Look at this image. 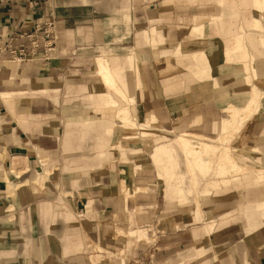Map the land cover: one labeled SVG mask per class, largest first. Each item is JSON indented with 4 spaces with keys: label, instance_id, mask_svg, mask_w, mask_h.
I'll return each mask as SVG.
<instances>
[{
    "label": "crops",
    "instance_id": "obj_1",
    "mask_svg": "<svg viewBox=\"0 0 264 264\" xmlns=\"http://www.w3.org/2000/svg\"><path fill=\"white\" fill-rule=\"evenodd\" d=\"M256 11L264 1L0 0V264H264V222L259 211L245 215L264 201V187H244L261 193L246 204H238L241 190L196 201L191 189L207 187L192 184L184 153L196 148L201 183L199 147H221L228 106L248 105L251 95L231 94L244 86L246 58L228 48L236 37L259 71L252 82L264 84V18ZM100 61L125 98L103 83ZM200 78L203 88H190ZM124 100L167 128L133 143L115 118ZM188 100L225 112L210 121L212 142L169 137L168 125L192 113ZM260 105L264 116L263 95ZM256 121L243 127L244 145L258 147ZM241 157L246 166L261 163ZM233 204L246 218L220 224L231 210L220 218L216 210ZM99 248L105 258L92 260Z\"/></svg>",
    "mask_w": 264,
    "mask_h": 264
},
{
    "label": "rangeland",
    "instance_id": "obj_2",
    "mask_svg": "<svg viewBox=\"0 0 264 264\" xmlns=\"http://www.w3.org/2000/svg\"><path fill=\"white\" fill-rule=\"evenodd\" d=\"M170 3V1H166V4ZM245 61V60H244ZM254 63V61L251 58H246L245 61V70L243 72H241V75L243 74L244 76V86H242L243 88H241L242 90L240 91V93H245L246 98H249L251 95V90L255 89V91L259 94L258 95V101L260 102V99L263 95L264 98V94L263 91L264 90V84H262L261 82V89L258 88L253 82V78H256L259 75V71L255 72L253 69H250V66H252ZM246 77V80H245ZM205 78L201 79V81H195V82H191L190 83V88H194L195 86H200L199 88L202 89L203 87L201 86L202 84H204L205 81H203ZM185 82V81H183ZM237 88V86H235ZM110 89H112L113 91L117 92L116 89L114 87H110ZM219 91V90H218ZM191 92V90L188 88L186 91H183V93L185 95H188ZM180 93V92H179ZM182 93V92H181ZM180 93V94H181ZM174 95H177V93H174ZM168 96H172V95H168ZM248 96V97H247ZM122 98H125L124 95H121ZM198 99V98H197ZM230 100L233 103H236L237 100L236 98H230ZM200 100H188L187 104H185L183 107L185 109H187L186 111L189 113L190 111L192 113H189L187 115H182L181 117H179V119L176 120V126H169L171 128V134L169 135V137H173L176 138L177 135H179L181 132H185L188 134H183L185 138H191L192 141L195 143H197V141H199V137H202L203 139H206L204 141L210 143L212 142L215 137H217V130L213 129V125H212V121H213V117L215 118V116L217 118H219L220 116H226L225 112H220L218 113L215 105H212V109L208 108L206 106L205 108V104H203L202 102H198ZM258 102V104H259ZM197 104H200V107H196ZM258 104H252L250 102H248V105L245 106L244 108L240 109L239 111L235 108H233L232 104H230L228 106V113L230 114V122L236 123L237 121L238 123V128L237 131L235 132L234 129L231 130V127L229 126L228 128V132L225 134L227 137L224 136V138H221L222 140L219 141L216 140L215 143L217 144L216 146L221 144V147H213V148H209L208 147H199L202 150V158L203 160V167L205 169V172H203V180L201 181V183L196 179V171H199V167L197 165V158H198V153L196 152V148H193L192 146H188L186 148H184V153L186 154V156L189 158V162L187 163L188 168H190L192 171H190V175L192 176V184H194V186H198V190H203L202 188L207 187V189L203 192H198L196 190L193 191L194 194V198L197 200H199V197H202L203 199L209 198L210 195L212 193H214V185L213 182L216 181H220V185L222 186V183L224 181L225 178L227 177H237V176H241L243 175V171H240L239 173H235L234 172V167L233 165L236 166H244V167H248L249 169L247 170L248 172H250L251 177L254 174H258L259 176H261L264 179V133H262L263 129H264V116L260 113L262 111L261 109V105L258 106ZM120 105V104H117ZM122 107H125L124 109L127 111L126 114L128 115L130 121L127 125L123 124V122H119V125L125 127L124 130V135L125 136H129L130 138H128L129 140H131L133 143H138L139 139H143L145 141H149L151 142L154 138L155 135H159L162 129L167 128L164 126H161L160 124H158L157 120L155 118L153 119H149V123L148 125L146 124V122L142 119L141 113L140 111L136 108L135 104H128L125 100L123 101V105ZM188 107H191L192 110H190ZM259 107V110H258ZM210 109L212 110V112L214 111L216 114L212 113L210 114L209 111ZM258 110L256 115V111ZM207 111V112H206ZM236 112L234 119L232 118V112ZM249 112V113H248ZM255 114V115H254ZM155 119V120H154ZM257 120V127L259 129V135H258V139L259 141L258 143V147H253L249 144L244 145V141L241 139L242 138V131H243V127L245 126L246 123H248L250 120ZM206 120L207 122H209L208 124H206ZM134 121V122H132ZM155 121V123H154ZM211 121V122H210ZM133 125H131V124ZM140 123H143L144 125L146 124V126H140ZM132 127V128H131ZM145 127V128H144ZM230 134V136H229ZM222 137V136H221ZM218 142H221L220 144ZM242 148L245 150L243 151ZM189 150L190 152L186 151ZM248 152V153H247ZM245 154H250V155H259L261 158V163L259 165H254V166H246L244 164H242L241 162V156L245 155ZM239 160V162H238ZM194 169H195V173H194ZM246 174V173H245ZM200 177V176H198ZM242 177V176H241ZM178 177L174 176V180H176ZM162 179L164 180L166 187H167V191H169L170 188V179L169 178H165L162 177ZM173 180V181H174ZM222 182V183H221ZM207 183V184H206ZM262 187H264V183L261 184ZM189 186V183H188ZM228 190H231L229 192L235 191L236 189L230 188ZM237 190H241L242 192H244V198L245 201H241L238 204H246L247 201H252L254 199L260 198L261 197V193H259L257 191V189L255 188H240ZM227 191V190H225ZM230 195V194H229ZM228 197V195H225L221 198H225ZM188 198L185 200L179 199L178 202H187ZM190 204V203H189ZM186 205V204H184ZM197 208H198V204H197ZM241 207L239 206L238 211H239V217H237V210H236V206L235 204H233V206L227 208V207H223L220 208L218 210H216V216L220 218V211H227V210H231L230 214H228V216L226 217V221L221 222L220 224H228L230 222H236V220H239L242 216L245 217V215L242 213ZM252 209L248 210V217H251L250 215L252 214ZM235 215V216H233ZM241 216V217H240ZM246 218V217H245ZM221 220V219H220ZM247 220V219H246ZM264 222V220H262V223ZM252 225L253 222H251ZM213 226V225H212ZM211 226V228H212ZM137 232V233H136ZM135 234H139V236L142 234V231H136ZM134 233V232H133ZM124 232L121 229L116 230V235L117 236H121L123 235ZM106 250L105 249H101L99 248V251L95 257L91 258L92 260H96V261H100L102 259H104L105 257H102L100 254H103ZM105 256V254H104Z\"/></svg>",
    "mask_w": 264,
    "mask_h": 264
},
{
    "label": "bare ground",
    "instance_id": "obj_3",
    "mask_svg": "<svg viewBox=\"0 0 264 264\" xmlns=\"http://www.w3.org/2000/svg\"><path fill=\"white\" fill-rule=\"evenodd\" d=\"M254 1H264V0H254ZM228 7L231 9H234V7L231 6V4H229ZM256 14H257V16L264 18V12H257L256 11ZM255 27L259 28L261 26L259 23H255L254 28ZM260 43L264 46L263 41H260ZM228 48H233V49H231V51H233V53H235L234 50H237L240 52V54L238 56L236 55L235 58L243 59V58L248 57L245 42L241 37H236L235 43L233 45L229 46ZM99 68H100V76L102 78L103 83L107 87H109V86L114 87L117 91L116 93L123 95L122 92L115 86L114 80H113V78L109 72L108 67L105 64H103L102 61L99 62ZM241 90H242L241 88H235L231 92V94L236 95L237 93H240ZM258 95L259 94L255 91V89L251 90V97L249 98V102L254 104V105L258 104V102H259L258 101ZM124 108L125 107H121L120 109L117 110V114L115 115V118H116V120H119V121L123 122V124L127 125L129 123L130 119H129L128 115L126 114L127 111ZM235 114H236L235 111L232 112V118L233 119L235 117ZM150 119H153V117H151ZM132 122H134V121H132ZM145 122L148 124L149 119L146 120ZM154 123H155V121H154ZM238 123H239L238 121L236 123H233V122L225 123V125H224L225 128L223 129L224 136L227 137L225 134L228 132L227 129L229 128V126L231 127V130L234 129V131L236 132L237 128H238ZM123 124H122V126H123ZM143 125H144L143 123H140L141 127ZM144 126H146V125H144ZM224 136L220 137L219 141L222 140L221 138H224ZM229 136H230V134H229ZM183 137L184 136L181 135V137H180L181 140L183 139ZM165 150L167 151L168 149H165ZM186 151L190 152L189 150H186ZM233 167H234L233 170L235 173H239L240 171H243V175H241L242 177L241 176H237L235 178L234 177H227L224 179L223 183L221 182L222 186L219 183L220 181L213 182L215 192H219L221 190H228L230 188L237 190L240 188L242 189L244 187H258V186L261 187L262 186L261 184L264 183V179L261 176H259L258 174H254L251 177L250 172L247 171L249 169L248 167L247 168L244 166L239 167L236 165H233ZM189 171H192V170L189 168ZM181 176H182V178H184L183 174ZM124 183H123V186H124ZM252 207H251L252 211L256 210V211L260 212L261 223H262V220L264 219V201L254 205ZM245 215L248 216V209L245 210ZM255 225H257V224H254L253 226H255Z\"/></svg>",
    "mask_w": 264,
    "mask_h": 264
},
{
    "label": "built area",
    "instance_id": "obj_4",
    "mask_svg": "<svg viewBox=\"0 0 264 264\" xmlns=\"http://www.w3.org/2000/svg\"><path fill=\"white\" fill-rule=\"evenodd\" d=\"M46 26H47V28H48V24H47ZM35 29H36V30H40L41 27H39L38 25H36ZM44 32H46L45 34L48 33V31H44ZM32 43H33V45H37V40L34 39V40L32 41ZM13 52H14V51H13ZM13 52H12V53H13ZM23 54H24V53H23L22 49L18 50L17 55L19 56V58L23 57Z\"/></svg>",
    "mask_w": 264,
    "mask_h": 264
}]
</instances>
